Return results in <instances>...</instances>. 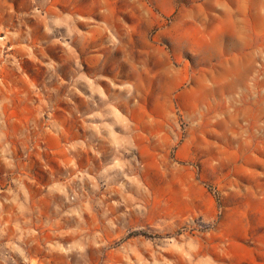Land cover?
Instances as JSON below:
<instances>
[{"label": "rangeland", "instance_id": "rangeland-1", "mask_svg": "<svg viewBox=\"0 0 264 264\" xmlns=\"http://www.w3.org/2000/svg\"><path fill=\"white\" fill-rule=\"evenodd\" d=\"M0 264H264V0H0Z\"/></svg>", "mask_w": 264, "mask_h": 264}, {"label": "trees", "instance_id": "trees-1", "mask_svg": "<svg viewBox=\"0 0 264 264\" xmlns=\"http://www.w3.org/2000/svg\"><path fill=\"white\" fill-rule=\"evenodd\" d=\"M143 234V233H142Z\"/></svg>", "mask_w": 264, "mask_h": 264}]
</instances>
